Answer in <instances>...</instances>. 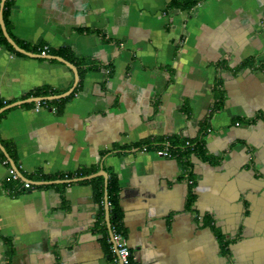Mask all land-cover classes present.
<instances>
[{"label":"crops","instance_id":"0c3cea01","mask_svg":"<svg viewBox=\"0 0 264 264\" xmlns=\"http://www.w3.org/2000/svg\"><path fill=\"white\" fill-rule=\"evenodd\" d=\"M171 1L14 0L15 43L34 56L0 43V97L73 95L0 119V264H114L112 175L134 264H264V0ZM94 168L107 177L41 180Z\"/></svg>","mask_w":264,"mask_h":264},{"label":"trees","instance_id":"16d2710c","mask_svg":"<svg viewBox=\"0 0 264 264\" xmlns=\"http://www.w3.org/2000/svg\"><path fill=\"white\" fill-rule=\"evenodd\" d=\"M13 2H14V0H6L5 6H4V11H3L4 20H5L8 32L11 35V37L15 40V42L18 45L27 49L26 48L27 46H24L12 33L13 25L10 22V10H11V7L13 6ZM187 3H188L187 0H172L170 3V6H173V7L176 6V7L181 8V9L182 8L188 9V8H191L193 6V2L191 4H187ZM0 5H1V0H0ZM0 43L6 45L11 51L15 52L16 54H20L19 52H17L15 50V48L6 39V37L2 31L1 25H0ZM54 54L61 55V56L63 55V53H60V52H55ZM68 60H70L72 63H75V64L80 63L75 59H72V60L68 59ZM91 67H93V65H91ZM216 91H217L216 92L217 95H216V108L215 109L219 110V109H221V107L224 104L225 96H224V93L221 89H217ZM58 94H60V93L56 90H50V89L42 87V88H38L35 91L27 94L26 96L23 97V99H28L30 97H33V98H35V97H49V96H55ZM72 95H73V93L67 97L62 98V99L42 100L41 104H47V105L56 104L58 106L59 105L62 106V104H64ZM13 102H14L13 100H6V99L0 97V109L11 104V103H13ZM27 104L28 105H34L36 103H27ZM7 111L8 110H5L0 114V119ZM171 141L175 142V140H171ZM186 142L187 141H184L183 146H184V149L188 151V149H190V147H192L193 143H192V141L189 140L190 145H186ZM146 143H148V142H146ZM4 144H5L4 146L7 148L8 153L10 154L11 158L16 161L17 155H16L15 148L10 146L9 143H7V142H5ZM201 146L202 145L200 144V142H198L194 148L202 149ZM0 155L3 158V161H7L6 165L10 166L9 160L5 157L4 153L1 150H0ZM182 160L184 161V163L187 162L186 157L184 159L182 158ZM96 172H98V170L96 168H94V169H80V170L76 171L75 173H69L67 175H59V176L42 175L41 180H46V181L47 180L48 181H50V180H70L72 178H79V177L88 176V175H91V174L96 173ZM11 181H13V180L11 179ZM11 181H9V182H11ZM13 182L16 183L15 181H13ZM13 182H11V183H13ZM86 182H91L94 184L96 197L98 199L103 200V197H104L103 195H104V190H105L104 178L103 177H96V178H93L92 180H89ZM107 188H108V201H109V206L111 208V214H112L111 225L114 227H117L120 231H122L125 234V231L123 230V226H122V211L119 207L120 206L119 205V192H120L119 190L120 189L118 186V179L115 175L114 176L112 175L109 177ZM132 264H134L133 259H132Z\"/></svg>","mask_w":264,"mask_h":264},{"label":"built area","instance_id":"2783aa9c","mask_svg":"<svg viewBox=\"0 0 264 264\" xmlns=\"http://www.w3.org/2000/svg\"><path fill=\"white\" fill-rule=\"evenodd\" d=\"M48 46H45L42 50V55H46ZM41 101L36 103V107H39ZM186 145H190L189 141L186 142ZM142 152H147L148 146L141 148ZM158 156L170 158L173 156V153L170 149V144L165 145L164 148L158 149L155 151ZM4 164H7V161H3ZM11 179L15 181L19 188L18 190H30L33 187V184L30 181L23 180L20 175L13 169L10 170ZM109 245L112 252L113 263L114 264H132V251L129 245L128 238L125 234L120 231L117 227L111 225L110 228V239Z\"/></svg>","mask_w":264,"mask_h":264},{"label":"water","instance_id":"95a60500","mask_svg":"<svg viewBox=\"0 0 264 264\" xmlns=\"http://www.w3.org/2000/svg\"><path fill=\"white\" fill-rule=\"evenodd\" d=\"M5 2L6 0H1V5H0V25H1V28H2V31L6 37V39L9 41V43H11L13 45V47L23 53V54H26V55H30V56H34L33 54H30L28 53L27 51L23 50L22 48H20L16 43L15 41L12 39V37L10 36L9 32H8V29H7V26H6V23H5V20H4V14H3V11H4V6H5ZM49 58H54V59H57L63 63H65L68 67L72 68L74 70V72L76 73V78H78V72H77V68L69 63L68 61L64 60L63 58L61 57H58V56H50ZM70 94V91L69 92H66V93H63V94H60V95H55V96H49V97H35V98H30V99H27V100H21V101H17V102H13L3 108L0 109V114L9 109V108H12L14 106H18V105H22V104H25V103H31V102H39L41 100H54V99H61V98H64L66 97L67 95ZM0 148L4 151H5V148L3 147V145L1 144L0 142ZM6 156L8 157V154H6ZM11 161V164L14 166V168L16 169V172L20 175V177L25 180V181H30L29 179L25 178L21 173L20 171L17 169L16 165L14 164V162L10 159ZM104 176L105 178L107 177V174L105 171H100L98 173H95L94 175L92 176H87V177H84V178H78V179H74V180H61V181H52L53 183H71L73 181H79V180H82V179H91L92 177L94 176ZM31 183H34L33 181H30ZM46 184L48 182H45ZM45 183H38V184H45ZM106 184H107V181H106ZM107 187V186H106ZM107 198H108V195H106ZM108 226H109V229L111 228V222H110V218H109V223H108Z\"/></svg>","mask_w":264,"mask_h":264}]
</instances>
